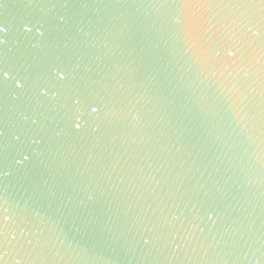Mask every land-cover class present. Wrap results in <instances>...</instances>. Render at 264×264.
Segmentation results:
<instances>
[{
  "label": "water",
  "instance_id": "1",
  "mask_svg": "<svg viewBox=\"0 0 264 264\" xmlns=\"http://www.w3.org/2000/svg\"><path fill=\"white\" fill-rule=\"evenodd\" d=\"M0 204V264H264V3L0 0Z\"/></svg>",
  "mask_w": 264,
  "mask_h": 264
},
{
  "label": "snow or ice",
  "instance_id": "2",
  "mask_svg": "<svg viewBox=\"0 0 264 264\" xmlns=\"http://www.w3.org/2000/svg\"><path fill=\"white\" fill-rule=\"evenodd\" d=\"M261 3H264V0H260ZM160 7H164V4L159 5ZM4 76H7V72L3 73ZM92 111H96V108H92ZM81 127V125L79 123L75 124V128L79 129ZM17 139H19V137H17ZM24 159H28V156L25 155ZM4 213H7V209L3 208V205L0 204V236H4L6 238V233H5V229L7 228V223H5V221H7L8 219H10L9 216L4 215Z\"/></svg>",
  "mask_w": 264,
  "mask_h": 264
}]
</instances>
